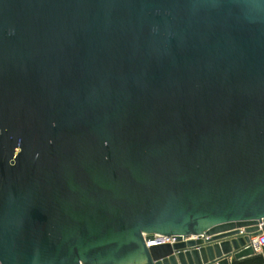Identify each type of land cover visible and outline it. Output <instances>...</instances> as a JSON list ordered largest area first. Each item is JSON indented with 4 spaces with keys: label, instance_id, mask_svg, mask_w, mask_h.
<instances>
[{
    "label": "water",
    "instance_id": "1",
    "mask_svg": "<svg viewBox=\"0 0 264 264\" xmlns=\"http://www.w3.org/2000/svg\"><path fill=\"white\" fill-rule=\"evenodd\" d=\"M263 229L264 0H0V264H229Z\"/></svg>",
    "mask_w": 264,
    "mask_h": 264
},
{
    "label": "built area",
    "instance_id": "2",
    "mask_svg": "<svg viewBox=\"0 0 264 264\" xmlns=\"http://www.w3.org/2000/svg\"><path fill=\"white\" fill-rule=\"evenodd\" d=\"M175 242V236H168L162 234H154L152 239L145 240L146 247H151L154 245L169 243L172 244ZM251 246L256 252H261L264 249V229L260 231L258 235L251 239Z\"/></svg>",
    "mask_w": 264,
    "mask_h": 264
},
{
    "label": "trees",
    "instance_id": "3",
    "mask_svg": "<svg viewBox=\"0 0 264 264\" xmlns=\"http://www.w3.org/2000/svg\"><path fill=\"white\" fill-rule=\"evenodd\" d=\"M233 264H264V249L260 254L246 258L240 262H233Z\"/></svg>",
    "mask_w": 264,
    "mask_h": 264
},
{
    "label": "crops",
    "instance_id": "4",
    "mask_svg": "<svg viewBox=\"0 0 264 264\" xmlns=\"http://www.w3.org/2000/svg\"><path fill=\"white\" fill-rule=\"evenodd\" d=\"M242 230V229H241ZM214 236H218V234L217 235H214ZM202 237L204 238V236L202 235ZM190 239H192V237H188V238H184L183 240L184 241H187V240H190ZM223 240V239H222ZM214 242H216V241H214ZM261 252H257V254H260ZM257 254H255V255H257ZM255 255H253V256H255ZM223 256H225V255H223ZM250 257H252V256H250ZM246 258H249V257H244V258H241V259H239V260H233V258H232V255H230L229 257H228V261H229V264H233V262H240V261H243V260H245Z\"/></svg>",
    "mask_w": 264,
    "mask_h": 264
}]
</instances>
